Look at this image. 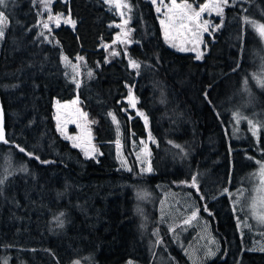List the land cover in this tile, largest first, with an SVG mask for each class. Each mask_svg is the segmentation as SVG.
I'll return each mask as SVG.
<instances>
[{
    "label": "trees",
    "instance_id": "1",
    "mask_svg": "<svg viewBox=\"0 0 264 264\" xmlns=\"http://www.w3.org/2000/svg\"><path fill=\"white\" fill-rule=\"evenodd\" d=\"M126 2L129 44L116 41L121 20L106 0L54 1L52 12L74 25L53 29L41 23V0L0 5L8 141L0 152L13 161L0 184V264L4 254L11 264H161L160 255L190 264L177 237L182 228L171 233L161 216L172 193L192 196L198 219L219 240V255L206 264H264L224 193L264 156L253 141H229L235 99L246 86L263 87L251 111L264 114V38L256 27L264 25V0H229L200 60L167 45L152 2ZM130 93L147 127L130 108ZM74 99L90 121L97 158L59 134L55 102ZM148 135L151 172L142 173L136 154ZM118 142L131 170L120 166Z\"/></svg>",
    "mask_w": 264,
    "mask_h": 264
},
{
    "label": "rangeland",
    "instance_id": "2",
    "mask_svg": "<svg viewBox=\"0 0 264 264\" xmlns=\"http://www.w3.org/2000/svg\"><path fill=\"white\" fill-rule=\"evenodd\" d=\"M54 1L56 0H41L43 3V18L41 19V23L43 25L47 24V29H53L58 27V18L59 26H73L74 24L69 16L54 14L52 12L50 4ZM149 1L153 3L156 10L157 8L160 9L159 12L157 11L160 24L161 20H164L168 30V39L166 40L165 25L161 24L163 37L170 48L183 54H194L196 58L198 53H202L201 58L207 53V37L215 36L219 29L217 18H221L222 15L217 14V12L212 10L211 7L203 12L201 14V22L204 20L209 22L208 31L197 30L193 25H189V27L193 28V31L199 33L198 37H194L188 29L179 26L181 21L178 18L172 21L168 20L167 16H178L180 13L179 9L175 10L174 13L168 12L166 5L170 6L171 0H163V3H161V0ZM106 2L117 12L121 20L117 25L119 33L116 36V41L118 43L129 44L130 29L127 27L128 4L126 0H106ZM182 2L183 1L177 0V3ZM207 2L208 0H202V2L201 0H196V2L191 3V5L194 9L199 10V7ZM117 3L120 4V7H116ZM124 5H127V7ZM166 13L167 15H165ZM5 24L6 23H0V29L3 30L4 34ZM4 34L0 37V44L3 40ZM180 48L186 50L180 51ZM201 58H199V60ZM262 62L263 66L261 72L264 73V59ZM262 89L263 87L258 84L254 87L246 86L240 94L238 93L239 96L235 99V104H237L236 107L238 109H234V121L232 123L234 124V128L232 127V132L230 129L232 138L229 137L230 142L231 140L245 142L253 141V147L257 149L256 151L259 154H264V146L262 145V137L264 136V114L258 111L253 113L251 110L257 109V107L261 105L262 100L255 97V92L257 94ZM127 102L129 103L130 108L136 112V116H139L147 127L148 120L144 115H140L141 111L137 109V100L132 93H130ZM54 108L57 128L61 137L69 141L72 146L77 145L75 147L81 150L87 158H97L100 155V151L93 142L91 124L87 119L86 113L79 105V100L74 99L66 102L56 101ZM237 113L239 116H237ZM145 118L147 123L145 122ZM249 121L252 122L251 125ZM252 125H255V129H253ZM253 131L256 132L255 135L253 134ZM153 144H155V141L150 135H148V137L141 142L140 151L136 154L138 166L142 173L151 172L147 169L150 165V148ZM86 152L88 155L85 154ZM117 159L123 169L131 170L132 167L121 148L120 142L117 143ZM263 159L264 156L262 159L258 160L257 167L254 169L253 173L246 175L236 182L237 186L235 189L231 190L228 187L224 193L231 197L233 212L237 219L240 231L242 233L243 231H248L252 235L253 250L264 252V224L259 223L256 219V215L260 214L262 211L259 199L261 196H264V183H262L264 177L260 175L261 166L264 165ZM12 174V158L9 155L0 152V184L2 185ZM160 210L161 216L168 217L170 220L167 222V226L171 233H173V230L176 228H182L177 234V237L184 247L180 246L178 241L177 243L182 248L183 252L188 255L190 264H206L208 261L215 259L219 255V247L217 244L219 240L215 236L214 239L213 235H211L210 225L206 219H198L200 216L195 208L192 196H185L183 193H175L174 195L173 193L171 195L167 194L161 203ZM188 211H190V213H188ZM193 212L196 213L195 219H192ZM180 215H185L187 218L183 221H179V218L175 220V218ZM185 221H189V223H185ZM158 260H160L161 264H169V259H165L164 255H160ZM173 263L174 262L172 261V264ZM2 264H11L10 256L8 254L3 255ZM128 264L134 263L129 262Z\"/></svg>",
    "mask_w": 264,
    "mask_h": 264
},
{
    "label": "snow or ice",
    "instance_id": "3",
    "mask_svg": "<svg viewBox=\"0 0 264 264\" xmlns=\"http://www.w3.org/2000/svg\"><path fill=\"white\" fill-rule=\"evenodd\" d=\"M5 0H0V5H4ZM161 3H163V0H161ZM229 5V0H208L207 3H204L202 6L199 7V10H196L192 7L191 4H189L187 2V0H183L182 3H177V0H171L170 6L166 5V7L168 8V12L169 13H174L175 10L179 9L180 13L178 16H167L169 21H172L174 19H179L181 21L180 23V27L181 28H186L188 29L189 32L192 33V35L194 37H198L199 33L197 31H193L192 27H189V25H193L195 29L197 30H202L207 32L208 31V24L209 22L207 20H204L203 22H201V14L203 12H205L206 10H208L210 7L212 10L216 11L217 14L222 15L223 11H224V7ZM125 7H127V5H124ZM116 7H120V4L117 3ZM157 11L159 12L160 9L157 8ZM167 15V13L165 14ZM187 21V22H185ZM66 22H71V21H66ZM0 23H6V18L4 16V13L2 11H0ZM161 24L165 25V21L161 20ZM57 26H59V22H58V18H57ZM45 28H48V25L45 24L44 25ZM257 30L259 31V33L264 36V25H257ZM3 30L0 29V37L3 36ZM165 39H168V30H167V25H165ZM180 51H185L186 49L180 48ZM195 50V49H193ZM113 55H116V53H113ZM202 53H198L197 55V59L201 58ZM82 59V58H81ZM132 66L134 68H139V65L135 63V61L131 62ZM91 73H89L90 75ZM130 102H131V98H130ZM111 115V114H110ZM140 115H143L142 113H140ZM237 116H239V114L237 113ZM113 120L115 121V117L113 116ZM145 122L147 123V120L145 118ZM250 125L252 124L251 121H249ZM253 129H255V125H252ZM253 134L255 135L256 132L253 131ZM0 141H3L4 143H7L8 141L5 140L4 138V132L2 127H0ZM74 147L77 145H73ZM21 152L24 151L23 148L20 149ZM86 155H88V153H85ZM148 171H151V167L149 166ZM260 175L262 177H264V165L261 166V172ZM195 177H193V183L192 185H190L191 187H196L195 184ZM262 183H264V181H262ZM259 203L261 205L262 211L260 214L256 215V219L259 223L264 224V196H261L259 199ZM255 207V205H254ZM196 217V213L193 212L192 214V219H195ZM185 223H189V221H185Z\"/></svg>",
    "mask_w": 264,
    "mask_h": 264
},
{
    "label": "water",
    "instance_id": "4",
    "mask_svg": "<svg viewBox=\"0 0 264 264\" xmlns=\"http://www.w3.org/2000/svg\"><path fill=\"white\" fill-rule=\"evenodd\" d=\"M0 127H2L3 132H4L3 123H2L1 99H0ZM4 138H5V140H7L5 132H4ZM3 143H4L3 141H0V145L3 144Z\"/></svg>",
    "mask_w": 264,
    "mask_h": 264
}]
</instances>
